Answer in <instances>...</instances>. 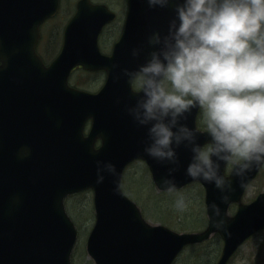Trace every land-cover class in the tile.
Masks as SVG:
<instances>
[{
    "label": "water",
    "instance_id": "1",
    "mask_svg": "<svg viewBox=\"0 0 264 264\" xmlns=\"http://www.w3.org/2000/svg\"><path fill=\"white\" fill-rule=\"evenodd\" d=\"M138 2L130 0L124 34L113 54L105 56L99 51L98 36L114 15L104 6L81 1L65 29L61 54L46 67L35 45L40 25L57 13L59 0H0V102L5 101L1 89L10 75L19 79L13 86V91L19 90L16 96L32 95L33 104L41 109L28 131L0 138V264H71L77 230L65 198L88 189L94 193L96 223L87 251L95 264H173L184 247L204 243L217 233L224 246L216 264H228L246 240L264 230V193L243 203L247 187L264 164H254L242 185L233 170L225 174L227 164L221 161V172L232 181L230 199L224 201L214 183L187 175L189 148H177L175 164L144 151L147 128L127 111L137 92L123 69L143 62L153 47L148 43L152 32L167 31L174 0L165 7L150 6L146 0L138 8ZM133 48L141 49L140 54L134 56ZM76 66L106 71L107 80L98 93L67 86ZM32 72L44 76L35 90L30 77L29 86L19 82ZM198 112L193 107L182 122L197 128ZM89 120L91 129L85 136ZM198 136L201 143L208 139L204 131ZM98 140L102 144L96 148ZM137 159L146 162L161 191H166L160 182L168 175L175 176L176 189L197 181L204 186L208 225L203 231L178 233L143 218L121 188L125 168ZM108 162L115 164V174L108 170ZM169 168L175 172L169 173ZM232 204H238L234 215L229 214ZM213 205L219 206L218 213Z\"/></svg>",
    "mask_w": 264,
    "mask_h": 264
},
{
    "label": "clouds",
    "instance_id": "2",
    "mask_svg": "<svg viewBox=\"0 0 264 264\" xmlns=\"http://www.w3.org/2000/svg\"><path fill=\"white\" fill-rule=\"evenodd\" d=\"M172 2L148 0L161 7ZM148 43L153 47L143 62L123 69L136 85L137 100L127 111L147 128L144 151L175 164L184 145L192 153L187 175L214 183L228 201L232 181L221 161L242 185L254 164H264V0H174L167 31L152 32ZM193 107L201 110L202 129L182 122ZM200 131L208 136L203 143ZM107 168L116 173L112 162ZM160 183L169 192L177 188L174 175ZM185 203L178 194L176 207Z\"/></svg>",
    "mask_w": 264,
    "mask_h": 264
},
{
    "label": "rangeland",
    "instance_id": "3",
    "mask_svg": "<svg viewBox=\"0 0 264 264\" xmlns=\"http://www.w3.org/2000/svg\"><path fill=\"white\" fill-rule=\"evenodd\" d=\"M64 8L65 10L50 26L56 36L58 32L63 34L68 19L74 13L73 8L67 5ZM53 26L55 29L52 28ZM44 31L46 33V27ZM103 81V74H86L83 70H77L73 77V83L78 88L87 91H97ZM200 124L203 128L201 114ZM232 167V165L228 166V173ZM125 171L122 184L123 191L128 198L139 206L149 223L153 225L162 224L179 233L199 232L205 229L208 222L205 191L200 184H193L178 191L160 192L154 185L144 162L136 161L129 165ZM260 193H264V168L248 188L243 202H252ZM178 194H182L185 198V207L182 209L175 205ZM66 209L78 231L72 264H95L86 252L87 241L95 224L92 191H86L66 199ZM235 211L236 206L232 207L231 213ZM222 247L223 242L215 236L214 242L187 247L175 264H216ZM216 251L218 252L217 258H215ZM229 264H264V231H260L251 237Z\"/></svg>",
    "mask_w": 264,
    "mask_h": 264
},
{
    "label": "flooded vegetation",
    "instance_id": "4",
    "mask_svg": "<svg viewBox=\"0 0 264 264\" xmlns=\"http://www.w3.org/2000/svg\"><path fill=\"white\" fill-rule=\"evenodd\" d=\"M84 0H61L59 13L55 18L46 21L40 28V38L36 45V52L41 57L45 65H50L52 61L61 53L63 47V34L57 33V36L52 32L51 24L59 16V14L65 10L64 6L67 5L74 9L76 13L79 3ZM92 5L104 6L114 13L115 18L108 23L102 33L99 36V48L103 54L111 55L113 53L116 43L121 39L124 32L126 17L128 13L129 0H89ZM146 0H139L137 7L142 8L145 6ZM155 7V6H154ZM71 16V17H72ZM70 17V18H71ZM69 18V19H70ZM47 28L45 33L44 29ZM52 28L55 29L53 26ZM51 29V32H50ZM77 70H82L81 67L76 68L71 72L69 76V85L73 88H77V85L73 83V77ZM101 73L104 75V84L106 80V73L104 71L87 72L86 74ZM29 77L32 80L31 89L35 90L34 85L39 84L44 80V76H40L36 72H32L25 77V85L29 86ZM19 79H14L8 75L5 82V87L1 90H5L4 102H0V138H11L12 135L20 134L24 129L28 131L32 123H35L39 119L41 109L33 104L32 95L28 97L16 96L19 94V90L13 91V86L18 85ZM101 85V87H102ZM100 87V88H101ZM100 88L97 90L99 91ZM96 92V91H91ZM14 95L16 101L14 102ZM16 121V123H14ZM27 134V133H25Z\"/></svg>",
    "mask_w": 264,
    "mask_h": 264
},
{
    "label": "trees",
    "instance_id": "5",
    "mask_svg": "<svg viewBox=\"0 0 264 264\" xmlns=\"http://www.w3.org/2000/svg\"><path fill=\"white\" fill-rule=\"evenodd\" d=\"M215 239V238H214ZM214 239L213 240H211L210 242H214ZM217 251H216V255H215V258H217Z\"/></svg>",
    "mask_w": 264,
    "mask_h": 264
}]
</instances>
